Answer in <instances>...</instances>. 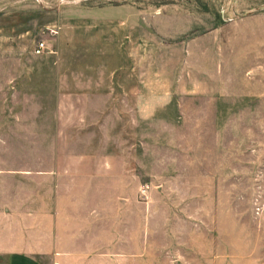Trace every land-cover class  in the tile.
I'll return each instance as SVG.
<instances>
[{
  "label": "rangeland",
  "instance_id": "374dc122",
  "mask_svg": "<svg viewBox=\"0 0 264 264\" xmlns=\"http://www.w3.org/2000/svg\"><path fill=\"white\" fill-rule=\"evenodd\" d=\"M104 7L141 21H66L58 34L60 14ZM43 40L52 53L37 57ZM91 76L146 94L130 102L131 133L116 111L114 132L88 138L129 142L141 161L132 221L145 211L148 237L206 238L220 264H264V0H0L4 172L76 151L54 148L78 140L76 102L53 98L59 82Z\"/></svg>",
  "mask_w": 264,
  "mask_h": 264
},
{
  "label": "crops",
  "instance_id": "0c3cea01",
  "mask_svg": "<svg viewBox=\"0 0 264 264\" xmlns=\"http://www.w3.org/2000/svg\"><path fill=\"white\" fill-rule=\"evenodd\" d=\"M136 17L125 8L68 12L59 15L58 34L66 21H75L76 28L129 29ZM42 42L47 50L37 57L52 53ZM119 84L93 76L59 82L53 99L76 102L78 140L54 142V148L76 151L45 158L38 172L0 167V264L221 263L220 251L206 238L148 237L145 211L142 220L132 221V165L139 172L141 161L132 159L129 142L108 135L88 139L94 132H114L116 111L122 113V131L131 133L130 102L146 94ZM136 111L140 122L144 106Z\"/></svg>",
  "mask_w": 264,
  "mask_h": 264
},
{
  "label": "built area",
  "instance_id": "2783aa9c",
  "mask_svg": "<svg viewBox=\"0 0 264 264\" xmlns=\"http://www.w3.org/2000/svg\"><path fill=\"white\" fill-rule=\"evenodd\" d=\"M45 50H47V46H46L45 42H39L36 45L35 53L40 55V54L44 53Z\"/></svg>",
  "mask_w": 264,
  "mask_h": 264
}]
</instances>
